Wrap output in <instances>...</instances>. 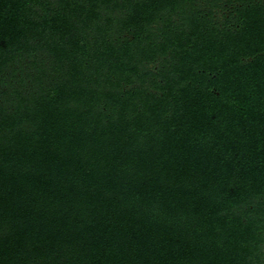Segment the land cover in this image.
Wrapping results in <instances>:
<instances>
[{"label":"trees","instance_id":"obj_1","mask_svg":"<svg viewBox=\"0 0 264 264\" xmlns=\"http://www.w3.org/2000/svg\"><path fill=\"white\" fill-rule=\"evenodd\" d=\"M0 264H264V0H0Z\"/></svg>","mask_w":264,"mask_h":264}]
</instances>
